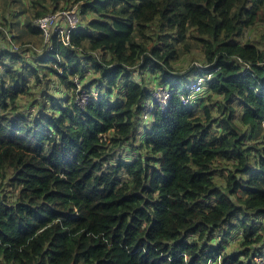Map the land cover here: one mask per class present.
Here are the masks:
<instances>
[{"label": "trees", "instance_id": "16d2710c", "mask_svg": "<svg viewBox=\"0 0 264 264\" xmlns=\"http://www.w3.org/2000/svg\"><path fill=\"white\" fill-rule=\"evenodd\" d=\"M27 1V30L0 20V264L264 263V31L238 41L264 0ZM76 5L29 64L23 35Z\"/></svg>", "mask_w": 264, "mask_h": 264}, {"label": "rangeland", "instance_id": "374dc122", "mask_svg": "<svg viewBox=\"0 0 264 264\" xmlns=\"http://www.w3.org/2000/svg\"><path fill=\"white\" fill-rule=\"evenodd\" d=\"M13 1L14 0H0V20L3 22L8 20L10 24H13V25L15 24L16 29L13 32L14 33L15 32L20 33L21 31L27 30L26 29L27 25L23 24L24 22L22 20H20V10L26 9L28 15H31L32 13H31L30 9L28 7H26V4H28L27 0H17V2H15V3ZM65 9H69V8H65ZM88 17H89V19L93 18L92 15H89ZM18 20L22 21L23 28H21L22 25H20L18 23ZM263 31H264V26L260 25L257 28H255L254 30L245 32L244 35L238 39V41H240L241 43H245V42L253 41V40L261 41L262 37H263ZM9 33H11V32H9ZM10 37H12V35H10ZM24 40H32L34 42V44H31L32 46L29 47V49H31V51H29L30 55H28V54L26 55L27 56V58H26L27 62L29 64L34 63L38 59V56H36L35 53L41 50L40 48H41L42 44L44 45V43H45V45H46V44H48V42L46 43L44 38L40 40L37 37H33V36H30L28 34V35H23V38L21 39L19 44H22V41H24ZM193 43L195 44L194 41H193ZM193 43L191 44L193 47L191 52L189 54H187L184 51V54L182 55V57H180L179 61L175 63L174 67L178 71L185 73V72L193 70L196 67H202L205 64L204 54L202 53V51L197 49ZM19 44H17V45H19ZM33 47L36 48V52H35V49H33ZM89 77H92V75H90ZM50 80L53 82L54 77L51 78ZM31 86H32V90H33L32 95L31 96H25L19 102V106H20L19 108H20L21 113L22 112L25 113L26 110L31 112L30 109L32 107H34L35 111H34V113L31 112V114L32 115L34 114L36 116L39 114V111H40V109H42L43 105H41L39 102H37V100H32V98L35 99V97H38L39 93L43 92V90L46 91L44 96L47 97L48 93L52 92V90H51L52 87L50 86L49 88H47L46 86H43L42 84H40L38 82L36 83L35 80H32ZM53 87H54V85H53ZM58 94H60V92H58ZM154 95L159 100H163V99L165 100L163 94H158L155 91ZM83 100H85V98H83L82 101ZM45 102H46V100H43V104ZM39 105L42 107H40ZM162 105H164V104L162 103ZM27 117H29L28 113H27ZM146 124H145L144 128H147ZM103 137H104V139L108 138L107 135H104ZM141 139H142V136H141ZM124 155L127 156L128 159H130V158L136 159L139 156V153H138V151H133L132 153L126 152ZM238 235L239 234L237 232H235L233 234L231 240L232 239L234 240ZM231 243H232V241H231ZM236 245L237 244L233 243L232 245H227L226 247L228 248V251L232 252V251H234ZM262 260H263V258L261 259V261Z\"/></svg>", "mask_w": 264, "mask_h": 264}, {"label": "built area", "instance_id": "2783aa9c", "mask_svg": "<svg viewBox=\"0 0 264 264\" xmlns=\"http://www.w3.org/2000/svg\"><path fill=\"white\" fill-rule=\"evenodd\" d=\"M81 21V11L79 6L76 5L71 10L58 11L51 15H48L42 19H39L36 24L37 27L42 30L44 39L49 42L51 36L58 32L59 37L62 39L65 45H69L70 33L76 30ZM17 49V47H14ZM194 93L199 94L203 90V84L198 81L194 87H192ZM165 100L162 103L166 106V100L169 95L164 96ZM85 102V100H83ZM184 103H188L187 99H183ZM264 264V263H262Z\"/></svg>", "mask_w": 264, "mask_h": 264}]
</instances>
